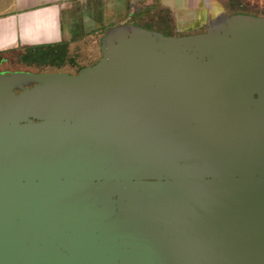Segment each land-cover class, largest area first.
I'll return each mask as SVG.
<instances>
[{"label": "water", "instance_id": "95a60500", "mask_svg": "<svg viewBox=\"0 0 264 264\" xmlns=\"http://www.w3.org/2000/svg\"><path fill=\"white\" fill-rule=\"evenodd\" d=\"M199 6L200 32L104 27L73 74L0 71V264H264V14Z\"/></svg>", "mask_w": 264, "mask_h": 264}, {"label": "crops", "instance_id": "0c3cea01", "mask_svg": "<svg viewBox=\"0 0 264 264\" xmlns=\"http://www.w3.org/2000/svg\"><path fill=\"white\" fill-rule=\"evenodd\" d=\"M226 12L264 14V0H217ZM202 0H0V59L19 51L49 57L84 50L81 41L99 45L103 28L138 18L155 29L198 27ZM150 5L140 12V5ZM139 7V8H137ZM179 26V27H180ZM170 33V31H167Z\"/></svg>", "mask_w": 264, "mask_h": 264}, {"label": "flooded vegetation", "instance_id": "af4514ba", "mask_svg": "<svg viewBox=\"0 0 264 264\" xmlns=\"http://www.w3.org/2000/svg\"><path fill=\"white\" fill-rule=\"evenodd\" d=\"M152 4L145 6L140 5L141 9H138L137 12H140L146 8L151 7ZM139 8V7H137ZM112 25L114 23H111ZM116 24V23H115ZM135 24L155 29L152 27V25H147L145 24V20L138 18L135 21ZM180 26V25H179ZM172 26L171 24L167 27L155 29L158 30L164 34H173V35H180V34H186V33H195V32H200L204 31V27H196L192 29H184L182 30L181 27H186L185 26ZM167 31H170L168 33ZM92 41H88L87 39H83L81 41V47H84V50H79L74 53L71 52H63L62 56L58 57H49L48 54L45 55H37L33 54L31 52H26V51H19L13 57L11 58H1L0 59V71L8 72L10 70H29V71H34V72H67V73H76L80 67L86 66V65H91L95 63L98 58L101 55L100 52V42L99 45L96 46L93 51L85 50V47L87 48L90 46ZM17 92L20 91V89H15ZM79 155H72V158L75 160L79 159ZM81 159V158H80ZM15 162V158L13 157V163ZM84 163V162H83ZM14 175V174H13ZM14 180V179H13ZM15 181V180H14ZM95 180H89L88 184L90 185V188L92 189V192H95L94 194H88V198H93V199H112V197L116 198V196L112 195V181L111 179H107L103 186L101 184H96ZM14 184V183H13ZM12 185V183H11ZM14 187V186H13ZM102 187V188H101ZM103 189V194L99 193ZM14 190V188H12ZM87 198V197H86ZM11 199H15L14 193L11 194Z\"/></svg>", "mask_w": 264, "mask_h": 264}, {"label": "rangeland", "instance_id": "374dc122", "mask_svg": "<svg viewBox=\"0 0 264 264\" xmlns=\"http://www.w3.org/2000/svg\"><path fill=\"white\" fill-rule=\"evenodd\" d=\"M251 14H254V13H251ZM261 15H263V14H261Z\"/></svg>", "mask_w": 264, "mask_h": 264}]
</instances>
